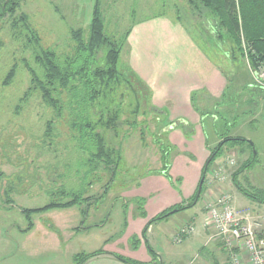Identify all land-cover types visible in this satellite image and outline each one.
Masks as SVG:
<instances>
[{
  "label": "rangeland",
  "instance_id": "374dc122",
  "mask_svg": "<svg viewBox=\"0 0 264 264\" xmlns=\"http://www.w3.org/2000/svg\"><path fill=\"white\" fill-rule=\"evenodd\" d=\"M95 3L96 0H23L14 16L6 15L0 19V237L7 238L6 243H9L10 248L12 246L22 248L23 244L28 243L31 252L34 250L38 254L51 253L48 256L57 253L52 258L63 256L71 260L69 254L72 246L76 247L81 242L72 244L71 247L65 243L62 247H53L52 250L47 249L48 245L38 246L36 244L42 239L40 225L30 237L23 236L20 239L17 237L12 243L7 235L13 236L18 233L13 229L16 223H23L27 227L24 215L20 214L25 213L24 209H39L52 202L57 203V206L62 205L69 202L71 196L76 193H82L84 197H93L96 201L90 200L92 202L90 208L85 212L87 202L83 201L80 205L56 207L35 213H84L82 221L85 220L87 225L92 224L94 219L104 221V213H114L112 224L101 234L104 236L115 229L118 231L114 237L116 239L122 236L119 229L123 227L127 214L144 213L145 218L147 200L150 198L152 200L156 198L161 204L166 195L173 193L178 204L175 203L176 205L171 208L179 206L190 208L199 202L198 209L203 206V198L207 203L204 207L205 219L209 205L216 203L225 195L230 196L234 209L242 212L236 208L232 190L227 189L226 184L225 190L218 193L210 189L217 183L228 181L231 183L234 176L236 186H239L241 191L264 199V192L255 189L249 180L250 176L259 177L258 173L264 176V155L261 152L264 138L260 137V132L264 131L262 118L256 117L255 129L250 132V135L256 138L254 151L258 153V157L255 156L257 162L253 158L251 161L248 160L249 153L244 158L242 148L237 147L239 143L225 148L224 145L216 163L210 165L205 175L203 173L211 150L218 145L212 144L214 137L222 136L229 130L233 132L234 129H241L243 119L247 116L245 113L247 108L242 104L245 100L244 95L250 94V91L239 94L240 89L241 92L245 89L240 88L235 73H230L229 67L234 68L236 65L240 68L241 74L244 72L248 74L247 82H251V86L264 90V63L252 64L250 51L248 52L249 48L244 39L242 38V51H239L226 35L225 27L217 21L210 10L203 6L196 8L191 0H100L106 31L122 43L121 67L128 68L142 81L134 83L137 87L140 85L145 98H142V108L134 114L132 112L134 104L131 105L134 97L129 88L126 90L129 97L123 101V124L117 135L113 132L109 135L110 145L122 152V162L117 166L116 172L105 169L104 164H101L97 171L90 172L88 163L90 152L83 148L79 133L73 127V123L80 119L77 106L65 107L61 115L55 112L43 101L40 92L31 89L30 70L39 69L35 54L40 45L55 50L59 55L72 54L75 45L72 31L88 30ZM22 15L27 17L31 30L38 34L40 45L31 40L32 33L27 31ZM166 22H170L171 25L168 26ZM147 23L150 26H147ZM220 31L224 35L220 36L218 33ZM149 35L155 37L161 35L163 39L160 37L151 40ZM179 39L184 40L179 52L185 56L177 60L176 66H170L168 61L175 58L170 54L166 59L165 55L170 51L167 46ZM188 41L197 54L202 55L207 64H213L219 73H198L197 69L184 64L186 55L190 58L186 47ZM226 70L230 73H228L230 95L226 96L220 105L205 103L203 106L201 95L204 89L191 92L193 95L196 91L193 95L194 101L192 98L188 100L191 104L188 107L181 106L179 98H171L168 99L174 103L171 109L170 105L159 104L155 97L158 89H161L158 94L161 97L167 91H172V87L180 96L187 94L186 89L191 86L189 84L198 82L196 75L200 79L198 84L213 88L222 75L224 77ZM158 85H164L165 88H156ZM63 101H68L66 95ZM97 109L95 107L93 111ZM261 110L264 111V108ZM213 114L215 116L212 120L209 119ZM180 115L181 120L172 119ZM135 121L136 127L133 123ZM257 130L259 132H256ZM199 132L204 133L203 136H200ZM202 143L205 146L207 144L205 151L195 152V147H200ZM197 163L198 169H194ZM219 166H223L224 169L220 176L214 179L213 171ZM162 178L166 182L163 183ZM158 180L162 184L157 183ZM202 181L205 184L201 195ZM157 184L159 187L153 189L155 190L153 196H140L142 191L150 193V189ZM205 191L207 195L203 197ZM103 194V198L97 199ZM8 195L12 199L10 203L6 201ZM195 195L200 196L197 201L194 199ZM184 210L176 213H194V210L189 212ZM160 215L162 213L158 216ZM63 216L65 215H61V218L55 216L54 218L48 214L37 216L38 222L42 225L43 222L54 224L55 234L52 232L48 237L52 238L54 246L62 243L60 232L64 228L63 222L69 220ZM146 220L149 222V217ZM186 221L185 219L183 223L174 224L172 222L173 225L170 223L165 226V223L156 225L165 252H173L196 233V224L190 220ZM259 226L254 227L264 234ZM208 236L212 243L211 250L203 251L199 256L192 252L194 260L197 258V261L204 264H254L244 250L241 252L238 248L228 249L225 242L216 235L215 230L209 231ZM54 237L56 239H53ZM31 238L33 240H30ZM136 238L147 245L143 232ZM99 239L91 243L90 248H102L104 243L101 242L104 241ZM203 242L196 241L194 249H199ZM82 246L87 248L88 245L80 244L79 248ZM145 247L146 253L153 257V260H147L145 264H164L156 253L153 254L147 246ZM165 264L177 262L165 260Z\"/></svg>",
  "mask_w": 264,
  "mask_h": 264
},
{
  "label": "trees",
  "instance_id": "16d2710c",
  "mask_svg": "<svg viewBox=\"0 0 264 264\" xmlns=\"http://www.w3.org/2000/svg\"><path fill=\"white\" fill-rule=\"evenodd\" d=\"M23 0H0V19L6 15L14 16ZM195 7L203 6L210 10L217 21L225 27L226 35L242 51V38L248 45V52L252 64L264 63V0H191ZM27 31L32 33L31 40L40 45L38 34L31 30L27 23V17L22 15ZM105 20L100 7V0H96L92 19L87 31L83 29L73 30L72 37L75 42L72 54L59 55L51 48L39 46L35 54V60L39 69L31 68V89L40 92L43 101L55 112L61 115L65 107L76 105L80 113L79 121L73 123V127L79 133V140L83 148L90 152V172H95L101 164L110 172H116L117 166L122 162L121 150L110 145L109 135H115L120 131L123 124L124 113L123 101L128 98L127 88L131 91L134 99V114L142 108L144 94L134 81H141L128 68L121 67L122 43L106 31ZM220 36L224 35L218 32ZM33 37V38H32ZM142 82V81H141ZM141 84V83H140ZM136 88V89H135ZM138 88V89H137ZM68 99L63 101L64 96ZM97 107V111L93 109ZM134 127L137 122H133ZM51 126V125H50ZM234 143L247 142L246 139H227L211 150L210 157L203 168L204 175L223 151L225 142ZM165 170V169H163ZM2 175V174H1ZM205 182H203L204 186ZM202 186V187H203ZM106 192V191H104ZM264 192V191H259ZM203 188L201 190V195ZM251 195V194H249ZM104 194L97 199L103 198ZM254 198L263 200L252 195ZM72 199L64 204L50 203L37 209H24L30 218L31 213L43 212L56 207L66 208L87 202L86 209L90 208L95 198L84 197L82 193L71 196ZM200 197V196H199ZM195 195V201L199 199ZM7 202L12 199L7 197ZM94 202V201H93ZM188 207H173L162 215L151 219L147 228L157 220H163L175 212L182 211ZM29 213V214H28ZM153 252L152 248H149ZM103 251L92 253H79L75 256V264H83L87 260L101 254ZM128 264H142L138 261L117 256Z\"/></svg>",
  "mask_w": 264,
  "mask_h": 264
},
{
  "label": "crops",
  "instance_id": "0c3cea01",
  "mask_svg": "<svg viewBox=\"0 0 264 264\" xmlns=\"http://www.w3.org/2000/svg\"><path fill=\"white\" fill-rule=\"evenodd\" d=\"M166 23L168 24V26L171 25L170 22L169 23L166 22ZM146 25L150 26L149 23H147ZM162 25H164V22L162 23ZM175 28H178V27H175ZM149 36L151 40H154V39L157 40V38H160V37L161 39H163V36L161 35H158V37L157 36L155 37L154 35L152 36L149 35ZM183 41H184L183 39H179V41L174 40V42L172 43L173 45L170 44L169 46H167L170 49V51L168 52V54L165 55L166 59L169 58L170 54H173V57L175 58V60L173 61H168L170 63V66L171 65L176 66L177 60L179 58H184L185 54H180L179 52V49L182 48L181 44L183 43ZM186 47L188 49L187 52L190 53V58L187 57L186 55V61L184 64L197 69L198 73H214V72L219 73V71L215 69L213 64H210V63L207 64L205 62V59L202 57V55L197 54V52L193 49L190 41L187 42ZM200 56L204 59L203 61ZM235 61L238 62L237 60ZM229 72L235 73L237 77L238 85L240 86V88L245 89L243 92H241V89H240L239 94L241 93L243 94L244 92L248 90L250 91V94L244 95L245 100L243 101V104H242L243 107L247 108L245 111L247 116L245 117V119H243L241 129H234L233 132L229 130L228 133H225L222 136L219 135L216 138L214 137L215 140H213L212 144L213 145L215 143L216 145L217 143L220 144L221 142L229 138L230 139H234V138L246 139L247 142L239 143L237 147L242 148L243 153H245L244 158L246 157V155L248 156L250 154L248 157L249 158L248 160L251 161L253 158V160L257 162V159H255V156L258 157V153L254 151V149H256L255 148L256 145L254 142L256 138L250 135V132L255 129V122L257 121L256 117L262 118L264 120V111L261 110L262 108H264V90L260 88L257 89L256 87L251 86V82H247L248 81L247 79H249L248 74H246L245 72L241 74L240 68L237 67L236 65L234 68L229 67ZM229 72L226 70V74L224 75V77L222 75V78L219 80L218 83L214 85L213 88H210L209 85L198 84L200 79H199V76L196 75V79L198 82L194 81L193 83L189 84L191 86H189L186 89L187 94H182L180 96L179 93H176V89H173L172 87V91H167L165 94H162L161 97H159L158 95L161 89H158L157 90L158 92H155L157 93V96L155 97L156 99L159 100V101L157 100L159 104L170 105V108L173 107L174 105L172 101L168 100L171 98H174V99L179 98L178 102L180 103V105L188 107L191 105L189 103L191 98L194 101L193 95H195L196 91L193 93V95H191V92L197 89H204L202 90L204 92H202V95H201L202 105L203 106L206 105L205 103H209V105L213 104L214 106L220 105L221 101L223 100L222 102H224L226 96L230 95L229 88H228V80H229L228 75L230 74ZM236 73H238V75ZM156 88H165V86L158 85ZM222 95H224L223 98H220V96ZM196 99L198 100V98ZM247 101H248V106H246ZM192 113H194L196 116L198 115L197 112L195 111H192ZM214 116L215 114L211 115L209 119L212 120ZM172 119L181 120L182 115L174 116V118ZM214 122L216 124V121ZM215 130H216V127H215ZM256 132H259V130H257ZM203 134L204 133L199 132L200 136H203ZM260 137L264 138V131L260 132ZM216 140L217 142H214ZM224 145H225L224 148L226 146L228 147L236 146V144L232 141H227L225 142ZM262 146L263 148L261 152L264 155V140L262 141ZM200 147H195V152L196 150H201L202 152L203 150L205 151L207 144L205 146V144L202 143ZM208 152H210V150H208ZM194 169H198V163L196 164ZM258 174H259V177L250 176L251 178H249V180L251 182V185L253 187H256L255 189H261L262 191H264V176L263 174H260V173ZM156 182L157 183L160 182L162 184V182L164 183L166 181L163 179L162 182L160 180ZM232 183H233V187H232ZM225 184L227 186V189L232 190L231 192L234 196V204L236 208L242 211L241 214L246 216V218L248 219L245 222L252 223L253 225H256V226H259L258 224H260L261 225V227L259 226L260 230L264 232V202L263 200L254 198L248 193L241 191V188L239 186L238 187L236 186L234 176L232 178L231 183L229 181L227 183H217L214 188L211 187L210 189H213L215 193H218L221 190H225ZM157 186L158 184L154 186L153 188H151L150 193L148 192L145 193L144 191H142L140 193V196L142 197L143 196L148 197L147 195L153 196L152 193L155 191L153 189ZM206 192L207 191H205V193L203 194V197L204 195H207ZM175 203L178 204V201L175 199L173 193L166 195V198L163 200L161 204H159V201H157L156 198L155 200H152V198H150V200H147V208L145 209V212H146L145 218L143 217L144 213L127 214L126 221L124 222L123 227L119 229L121 230L120 232L122 233V236L116 239H114V237L118 234V231H116L115 229H113V231H110L109 233L104 234V236L101 234L102 231H104L106 228H108L112 224L114 213H104V217H105L104 221L99 220V219H94L93 223L90 225H87L85 220L82 221L84 213H31L30 217H31L32 225H30V218L28 219L27 213H20L24 215L26 222L28 224L26 223L27 227H25L23 223L15 224V227L13 229L17 230L18 232L16 233L17 235L16 234H13V236L11 234L7 235V237L11 240V243H12V240L16 241L17 237L19 239L20 237H23V236L30 237L36 229H39V225L41 226L40 232L42 233L41 236H42L43 241L41 239L40 242L36 244L38 246L47 247L48 245L49 248L47 249L52 250L53 247L59 248V246L62 247V245L65 243L67 246H70V247L72 246V244H75V243L77 244L78 242H81V243H79L78 246L76 247L72 246V250L69 254L71 257V260H69L68 257L64 258L63 256L52 258L53 255H56L57 253H53L51 256H48L51 253L38 254L34 250L33 252H31L32 250H29L30 248H28L29 247L28 243L23 244L22 248L20 246H12L10 248L9 243H6L7 238L3 239V237H0V255L5 257V258H0V264H75V256L77 254L92 253L96 251H103V252L87 260L83 264H128L124 262L123 260L119 259L117 256H123L126 258H130L132 260L145 264L147 260H151V259L153 260V257L150 256L149 253L147 254L146 251L144 250L146 248L145 246H147L148 249L152 248L153 250L152 253L153 254L156 253L158 259H160L164 264H165V260H167L168 262L174 260V262H177V264H200L201 261H197V258L195 260L193 259L192 256L194 254H192V252H196L199 256L200 254H203V251H206V252L210 251L212 247V243L209 241V236H208L209 231L211 232L212 229L206 226V218L204 219L203 217L204 207L206 206L205 204H207L206 200L203 198H202L203 206L200 209H198V203H199L198 202L197 204L184 210V212H189V211L194 210V213H176L175 212L171 217L163 221H156L153 224H151L147 228V232L145 233V236H144V239H146L147 245H144L142 242H140V239L136 238L141 235L144 227L146 226V224H148V220H146L147 217H149V220H151L155 218L156 216H158L159 214L163 213L164 211L168 210L172 206L176 205ZM41 214H48L51 217L55 216L59 218H61V215H65L63 217L69 219L68 221L63 222L64 228L62 229V231L57 227L61 231L60 239L62 241V243L59 242L57 244L58 246H56V244L54 246L52 244L54 243L51 240L52 238H48L49 236H51L50 233L55 231L54 224L51 222H47V223L43 222V225H42L40 222H38L37 216ZM174 217L175 219H173ZM185 219L187 220L186 222L190 220L196 224V233L190 236V238L186 239L185 242L182 243V245H180L173 252L171 251L165 252L163 250L162 243H161L162 242L161 235H160L159 230H156V225L165 223L164 224L165 226V225H169V223L170 225H173L174 222L183 223ZM58 233L59 232H57V234ZM53 234H55V232ZM33 238L36 239L35 237ZM53 239H56V237H54ZM97 239H99L100 241L103 240L104 242H101V243H104V246H102V248H90L91 247L90 244L96 241ZM30 240H33V239L31 238ZM196 241L197 242L204 241L202 246L200 245L201 247L199 249L198 248L194 249V247L196 246V243H195ZM80 244L88 245V246L87 248H83V246L79 248ZM203 245L205 247H203ZM200 251L202 252L200 253ZM201 264H204V263H201Z\"/></svg>",
  "mask_w": 264,
  "mask_h": 264
},
{
  "label": "built area",
  "instance_id": "2783aa9c",
  "mask_svg": "<svg viewBox=\"0 0 264 264\" xmlns=\"http://www.w3.org/2000/svg\"><path fill=\"white\" fill-rule=\"evenodd\" d=\"M223 169V166L214 169L212 177H219ZM247 220L246 216L234 209L230 196L224 195L216 203L209 205L206 226L216 231V235L225 242L228 249L244 250L254 264H264V234L252 223L245 222ZM186 230L188 229H184Z\"/></svg>",
  "mask_w": 264,
  "mask_h": 264
},
{
  "label": "water",
  "instance_id": "95a60500",
  "mask_svg": "<svg viewBox=\"0 0 264 264\" xmlns=\"http://www.w3.org/2000/svg\"><path fill=\"white\" fill-rule=\"evenodd\" d=\"M203 180H204V179H203ZM202 186H203V181H202L201 184H200V190H201Z\"/></svg>",
  "mask_w": 264,
  "mask_h": 264
}]
</instances>
